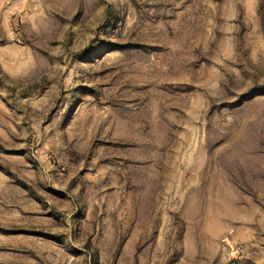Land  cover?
<instances>
[{
	"label": "rangeland",
	"instance_id": "374dc122",
	"mask_svg": "<svg viewBox=\"0 0 264 264\" xmlns=\"http://www.w3.org/2000/svg\"><path fill=\"white\" fill-rule=\"evenodd\" d=\"M0 264H264V0H0Z\"/></svg>",
	"mask_w": 264,
	"mask_h": 264
}]
</instances>
